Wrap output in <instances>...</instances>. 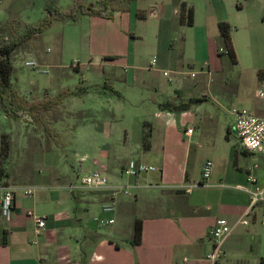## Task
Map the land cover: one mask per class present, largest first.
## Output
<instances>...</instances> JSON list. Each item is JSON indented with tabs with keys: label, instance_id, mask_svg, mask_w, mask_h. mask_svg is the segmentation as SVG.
Wrapping results in <instances>:
<instances>
[{
	"label": "crops",
	"instance_id": "0c3cea01",
	"mask_svg": "<svg viewBox=\"0 0 264 264\" xmlns=\"http://www.w3.org/2000/svg\"><path fill=\"white\" fill-rule=\"evenodd\" d=\"M32 3V0H0V32L3 36L15 38L19 25L16 14L20 9L27 10ZM114 3L116 6V2ZM45 6L47 8L48 3ZM139 10L143 11L129 3L123 9L116 6L112 19L101 18L123 26L125 20L130 23L131 19L138 17ZM159 11L157 6L150 8L149 13L143 12L140 18L147 15L157 17ZM77 19L78 17L75 20ZM55 20L59 19H54L52 23ZM169 45L171 47L172 43ZM113 56L110 55L105 60L113 62ZM205 56L200 57L202 61H206L207 52ZM185 62L182 51L177 54L170 49H163L158 53L155 64L149 60L141 65L135 55L122 61L121 66H129L134 74L144 68L149 70V76L146 77L149 87L155 93L158 89L166 92L164 97L153 98V113L142 120L138 139L136 137L129 145L117 149L114 147L113 151L111 144L109 146L106 141H102L99 155L92 160L93 164L105 172L110 170L109 181L113 184H126L133 179L123 173L129 160L135 159L137 163L151 164L157 168L138 176L142 187L138 190L139 193L136 191L133 196H129L133 199L131 202L117 201L107 191L70 190L69 186L74 183L62 181L61 172L51 170V154L56 151L54 148L41 152L33 149L35 152L32 159L43 166V182L47 185H42L37 180H32L31 183L11 180L12 176L5 168L7 176L0 186H14L18 189L10 217L5 218L0 211V264H211L206 258L212 248L209 230L218 220L222 219L233 225L240 218L249 205V194L236 186L253 190L256 184H264V153L245 149L238 137L239 150L235 147L234 152L232 147L233 152H228L226 156L225 153L221 154L215 138H205L208 143L203 147L201 142L204 134L209 137L208 133L214 132L213 121L216 118L193 114L196 103L207 99V95L203 92L197 95L198 87L195 83L186 85L183 76L186 72L181 69ZM40 65L44 68V65ZM129 71L126 67L125 72ZM164 71L168 72V76L163 74ZM124 79L126 81V76ZM134 79L135 75L132 76V81ZM166 82L175 84L173 91L169 87L164 88ZM11 84L26 103L42 98H55L58 93L69 90L71 93L52 109L68 112L69 108L77 109L75 114L79 118L82 117V113H79L81 111L93 114L95 103L89 104L87 99L97 98L103 92L102 95L106 96L103 99L107 102L109 93L100 89L112 88L107 82L84 86L77 84L73 89L51 91L52 95L45 93L42 97H29L23 95L26 91L16 87L12 79ZM110 92L115 91L111 89ZM28 117L32 121L29 115ZM94 125L96 133L103 140L109 134L111 136L112 123L109 120L97 121ZM187 129H191V132H187ZM2 134L7 135L6 132L1 133V136ZM146 135L148 146L144 147ZM109 148L110 162L106 161ZM240 154L258 155L263 164L244 166ZM80 158L83 160L86 156ZM205 159L213 162V168L210 178L202 182L201 165ZM248 173L256 178V184L248 180ZM148 184L150 185L147 186ZM31 185L37 186V189L28 198L23 195L22 190ZM1 196L0 189V200ZM100 198L103 204L114 201L115 211L119 206L132 208L134 211L143 208L144 213L132 215L134 220H141V240L137 245H132L131 239H112L109 232L100 230L101 224H109L106 222L108 218H113L115 223V211L110 214L103 212L101 218L89 215V206ZM137 203L142 206L140 209L137 208ZM28 209L46 217L45 228L39 236H34V222L26 213ZM263 220L264 204L260 202L251 210L247 217L248 223L236 225L224 238L223 252L216 264H262Z\"/></svg>",
	"mask_w": 264,
	"mask_h": 264
},
{
	"label": "rangeland",
	"instance_id": "374dc122",
	"mask_svg": "<svg viewBox=\"0 0 264 264\" xmlns=\"http://www.w3.org/2000/svg\"><path fill=\"white\" fill-rule=\"evenodd\" d=\"M74 1L32 0L33 3L27 10L20 9L16 14L19 25L15 37L22 34L28 25L33 26L43 21L48 13L46 3L67 10ZM80 1L83 4L94 3L96 6L99 2ZM182 1L194 10V22L191 25L179 20ZM115 2L119 9L126 8L129 3L133 7L136 5L143 10L137 11V15L149 13V9L156 6L160 11L157 17H135L130 23L125 20L123 26L99 16L79 14L74 21L55 20L36 38L25 42L11 53V79L16 87L26 91L23 95L42 97L45 93L52 95V92L60 89H73L77 84L84 86L97 82H107L112 87L100 89L109 93L107 102L103 99L106 97L102 95L103 92L97 98L87 99L89 104L95 103L93 114L81 111L80 118L75 114L78 110H71L72 108H69L71 113L51 109L42 119L32 118V121L28 119V114L13 119L0 111V149L1 133L6 132L9 151L4 157L3 165L12 176L11 180L26 183L37 180L40 184L47 185L43 182V166L32 158L34 150L41 152L54 148L56 151L51 154V170L61 172L62 181L78 184L87 170L101 169L92 160L99 155L102 141H106L109 146L111 144L113 151L114 147L117 149L129 145L136 137H140L142 120L153 113V98L164 97L166 92L159 89L157 93L153 92L146 78L149 70L145 68L134 74L133 69L126 66L130 71L125 72L126 67L121 66L122 61L132 55L144 65L163 49H170L177 54L182 51L185 54L186 62L181 69L186 72L183 75L186 85L195 83L198 87L197 95L201 92L207 95V99L196 103L193 114L216 118L213 121L214 132L208 133L209 137L203 133V147L208 143L206 139L211 140L212 137L225 156L228 152H233L232 147L234 152L235 147L239 150L237 135L233 131L232 108H245L258 115L264 114V94L259 96L260 91L264 92V0H132L127 5L125 0ZM219 21H225L230 26L235 62L227 54V47L219 35ZM126 39L128 42H125ZM206 52V61H202L200 57L205 58ZM110 55H114L113 62L105 60ZM27 60H36L48 72L41 73L27 67ZM133 74L135 79L132 81ZM125 76L128 79L126 81ZM174 86V83L166 82L164 88L169 87L173 91ZM111 89L115 92H110ZM104 120L112 123L111 136L109 134L105 140L96 133L94 125L95 122ZM41 121L47 122L51 127L52 133L48 141L41 129ZM82 156H86V159L82 160ZM239 156L243 158L244 166L263 164L258 155ZM106 161L110 162V148ZM109 172L110 170L106 172L108 177ZM116 200L131 202L133 199L120 194L116 196ZM102 204L101 198L93 201L89 206V215L101 218ZM141 207L137 203V208ZM80 211L83 212L82 209ZM139 213H144L143 208L134 211L132 208L119 206L114 214L115 223H103L100 230L109 232L112 239L119 241L132 239L135 221L132 215Z\"/></svg>",
	"mask_w": 264,
	"mask_h": 264
},
{
	"label": "built area",
	"instance_id": "2783aa9c",
	"mask_svg": "<svg viewBox=\"0 0 264 264\" xmlns=\"http://www.w3.org/2000/svg\"><path fill=\"white\" fill-rule=\"evenodd\" d=\"M152 64L156 63V57L151 60ZM27 67L37 70L41 73H47V69L43 68L36 60H27L25 62ZM163 74L168 76V72L164 71ZM264 94L263 91L259 92V96ZM231 113L234 116V130L245 149L254 152L264 153V114L258 115L245 108H232ZM187 132H191V129H187ZM213 163L209 159H205L201 165V181H207L212 173ZM157 168L151 164L137 163L134 160H129L123 173L130 178H133L130 182L121 185L113 184L109 181V177L102 169L93 168L87 170L79 179L78 184H72L69 186L70 190L81 191H107L109 195L114 199L117 195L133 196L134 193L142 187V183L139 181L138 176L147 172L155 171ZM251 167L248 168L250 170ZM249 174V173H248ZM248 180L256 184V178L249 174ZM200 184V183H199ZM148 184L147 186H149ZM249 194V205L244 210L240 218L230 225L225 220H218L209 230V235L212 240V248L207 253L206 258L211 264H216L222 255V242L224 238L231 233L233 228L238 225H246L248 223L247 217L251 213V210L257 203L264 204V184H256L252 190L244 186H236ZM2 196L0 200V211L5 218L10 217V213L13 208L15 193L17 187L14 186H0ZM37 186L23 187V195L26 197H32L36 191ZM189 191V189H186ZM101 211L110 214L115 211L114 201L105 203L101 207ZM27 215L33 219L34 222V236H39L45 228L46 217L44 215H38L33 210L28 209ZM107 223L114 222L113 218H108ZM264 224V220L262 221Z\"/></svg>",
	"mask_w": 264,
	"mask_h": 264
},
{
	"label": "trees",
	"instance_id": "16d2710c",
	"mask_svg": "<svg viewBox=\"0 0 264 264\" xmlns=\"http://www.w3.org/2000/svg\"><path fill=\"white\" fill-rule=\"evenodd\" d=\"M128 2L132 0H126ZM115 0H99L98 5L94 3L83 4L80 0H75L72 5L67 9H62L58 5L50 4L46 10L47 16L43 21L29 26L21 35L15 38H6L0 32V110L7 116L13 119L19 118L24 114H28L33 119H42L50 109L57 105L62 98L69 95L71 92L64 90L56 95L55 98H42L32 100L29 103L19 97L18 92L11 84L12 63L10 59L11 53L24 44L25 42L37 37L44 29L48 28L54 19L59 20H75L79 15L99 16L108 19L113 18V13L116 10ZM141 17V15H137ZM180 22L189 25L194 22V10L191 6H187L185 1L180 3ZM219 35L223 43L227 47V54L230 55L235 62V53L231 45L230 26L225 21L217 23ZM220 53H222L220 51ZM41 129L44 132L45 138L50 139L52 130L47 122H40ZM146 137V138H145ZM144 137L143 146H148L147 135ZM9 151V142L6 134L1 136V149H0V183L7 176L6 169L3 165L4 157L7 156ZM141 240V220L135 219L134 221V234L131 239L132 245H137ZM262 264L264 261L262 260Z\"/></svg>",
	"mask_w": 264,
	"mask_h": 264
},
{
	"label": "water",
	"instance_id": "95a60500",
	"mask_svg": "<svg viewBox=\"0 0 264 264\" xmlns=\"http://www.w3.org/2000/svg\"><path fill=\"white\" fill-rule=\"evenodd\" d=\"M234 131V133H236V131L235 130H233Z\"/></svg>",
	"mask_w": 264,
	"mask_h": 264
}]
</instances>
